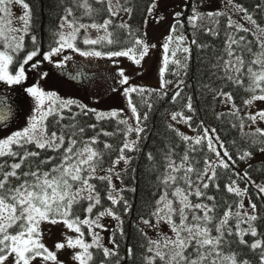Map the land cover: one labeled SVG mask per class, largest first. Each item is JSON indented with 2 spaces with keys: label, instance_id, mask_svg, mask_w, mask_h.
<instances>
[{
  "label": "snow or ice",
  "instance_id": "1",
  "mask_svg": "<svg viewBox=\"0 0 264 264\" xmlns=\"http://www.w3.org/2000/svg\"><path fill=\"white\" fill-rule=\"evenodd\" d=\"M16 6L22 10L19 16L13 12ZM155 6L153 2L148 15ZM74 7L80 10L79 16ZM261 8V3L255 5V11L264 17ZM105 12L107 15L98 19ZM121 12L130 18L133 8L120 0L115 5L113 0H72L52 34V42L45 48L32 33L29 3L0 0V84L6 86L0 92V264H63L59 253L65 249L73 250L75 264H94L96 252L103 256L99 264H108L112 257H118L115 264L131 259V248L127 249V257L119 255L115 237L117 232L124 236L123 217L132 212V202L124 194H135L137 188L126 184L125 178L136 180L133 154L142 151L141 142L147 138L145 122L153 108L152 95L155 93L161 100L168 97L173 81L164 76L170 64L175 68L171 75L178 76L181 71L187 75L192 46L200 51L211 47L198 43L196 32L203 29L206 35L218 38L219 17L225 18L224 46L211 68L212 75L225 83L219 91L210 90L215 93L213 100L227 105L228 111L215 112V119L228 118L231 128L239 127L245 135L264 138V128L259 126L244 133L245 127L251 129L264 122V109L251 111L258 107L256 102H264V19H257L239 0H224L223 9L206 14L193 7L186 18L193 30L191 40L180 19L183 13H176L175 23L161 44L159 88L146 89L130 83L122 68L113 77L110 90L125 97L126 110L98 111L76 99L62 97L59 91L66 84L78 86L91 79L79 69L68 70L69 62L75 66L76 57L103 60L113 66L126 58L140 66L150 47H156L145 41L146 33L137 35L126 22L116 23ZM205 15L217 18L213 26L204 28L199 23ZM118 30L123 31V39ZM212 51L217 49L212 47ZM30 73L38 79L27 83ZM228 84L249 93L244 109L236 105L232 91H224ZM182 85L183 79L175 82L169 103L176 104L181 98ZM9 90L17 94L12 97L15 104L9 103ZM133 94L140 98L139 105ZM19 97L29 104L23 124ZM141 107L147 109L143 114ZM90 113L95 123L78 119ZM195 115L190 95L180 110L170 113L171 122L166 127L178 140L175 145L166 144V151L161 150L163 171L156 177L153 206L148 216H140L137 222L147 240L144 264H252L247 258L240 259L241 254L232 250L233 243L253 253L259 250L258 264H264V233L258 231L259 210L249 193L252 186L264 208V184H256L247 172L236 171V159L217 128L206 125L203 119L194 126ZM106 121L113 124L112 131L105 130ZM14 123L19 127L13 128ZM179 124L194 135L181 132L176 126ZM89 131L92 135H87ZM116 136L121 137L118 147L109 142ZM260 150L264 151V147ZM145 155L149 162L154 161L151 151ZM105 156L109 157L107 161ZM250 156V152H244L238 159ZM218 170L231 173L223 189L233 199L222 197L223 205L216 195L221 191ZM238 180L245 184L243 188ZM106 217L116 222L108 241L111 247L105 245L102 235L109 231L103 222ZM43 225L67 230L55 250L44 243ZM162 225H167V232L161 230ZM145 229H151L154 235L149 236Z\"/></svg>",
  "mask_w": 264,
  "mask_h": 264
},
{
  "label": "trees",
  "instance_id": "2",
  "mask_svg": "<svg viewBox=\"0 0 264 264\" xmlns=\"http://www.w3.org/2000/svg\"><path fill=\"white\" fill-rule=\"evenodd\" d=\"M156 0H120L121 4L133 8L131 17L129 18L127 24L131 26L134 32L137 35H143V38L146 39L147 36V23L148 18V8ZM29 3L32 9L33 15V27L32 33L37 36V40L42 43L46 48L49 43L53 40V32L57 29V26L60 22V18L64 15V9L67 6H72V0H26ZM176 0H174V3ZM243 3L249 11H253L257 19H264L259 15V12L255 11V5L261 3L262 8L260 11H264V0H239ZM184 12L180 17L181 20L185 22V35L188 36V39L192 38V28L187 24L186 18L192 14L193 7L196 8L197 12L206 14L211 12L207 10V0H187L185 4L184 0ZM94 7H100L99 5H94ZM76 15H80V10L74 7ZM178 13V12H177ZM107 13H101V16L98 19H102L106 16ZM217 19L216 17L209 18L206 15L199 21L204 28L213 26V21ZM220 25L219 31L220 36L218 38H213L210 35H206L203 29H200L196 32V38L198 43H207L211 45L207 51H200L196 48L195 45L192 46V56L189 62L187 69V75H183L181 71L178 76L171 75V72L175 70L173 65H169L168 71L165 73L164 79L172 80L173 84L169 85L168 88V97L164 99H157L156 94L152 95L153 108L149 114L148 120L145 122L147 138L142 140L141 148L142 151L138 154H133L136 156L134 159L132 167L136 168L135 177L136 180L133 182L130 177L125 178V183L129 186L135 184L137 191L135 194L131 192H126L124 195L127 199L132 202V212L123 217L124 219V236L121 237L117 232L115 237L119 247V255L122 257H127V249H132L131 259H125L122 264H144V255L145 249L147 247V240L138 230L137 222L140 216L147 217L150 213L154 198L152 192L156 190L157 187V175L163 171V159L161 150H165L166 144L175 145L178 138L174 133L170 132L167 129V124L170 123V113L173 111L180 110L183 107V104L186 103V97L188 95L192 96L193 107L196 109V115L193 119V125L195 126L196 122L200 119H203L206 125L211 127H216L217 131L220 133L221 138L225 141L226 147L229 152L233 155V158L236 159V171L240 173L247 172L251 180L255 181L256 184H264V162L257 161L249 164L253 158L261 154V147H264V144L261 143L264 138L257 136H250L241 133L239 127L233 129L229 125V119L224 118L221 121L215 119V112L228 111L227 105H222L219 100L214 101L213 96L215 93L210 89L220 90L221 85L224 84V81L218 80L216 76L212 75L213 69L211 65L216 62L215 57L221 55V49L223 48L224 40V24L225 18L219 17ZM121 15L115 18V22H121ZM87 22V20H85ZM175 23V22H174ZM118 34L121 39L124 37L123 31L118 30ZM243 35V33H241ZM27 43V39H26ZM212 47H215L217 51L213 53ZM247 59V57H246ZM222 74V73H221ZM178 79L184 80L183 92L181 93V98H178L176 104L169 103V98L173 95L175 91V82ZM247 83V81H245ZM207 84L210 87L205 88L204 85ZM224 91H232L234 101L238 107L244 109V100L249 97V93L245 92L242 87L233 88L231 84H228L224 88ZM134 102L139 105L140 98L133 94ZM215 109V111H213ZM147 109L144 107L140 108L141 114ZM185 114L188 115L185 111ZM243 114V113H242ZM81 121L87 123H95L93 114H89L87 117H78ZM235 120V118H231ZM237 124L239 123L236 121ZM105 130L112 131L113 124L111 122L104 123ZM251 130L248 127H245L244 133H249ZM87 135H92V132L89 131ZM101 139H105L101 137ZM235 141V143H233ZM109 142L113 143L114 146H119L121 142V137L116 136L110 138ZM183 148V145H181ZM151 151L154 156V161L149 162L146 159V153ZM244 152H250L251 156L243 160L238 159L239 155H242ZM115 153H113V156ZM109 159L108 156H105V160ZM153 164L156 165V168L153 169ZM231 173H221L218 170V176H220L221 191L216 193L217 201L223 205L222 197H227L229 201L233 199L226 191L223 189L224 183L227 181L228 176ZM235 179V177H233ZM240 184V187L243 188L245 184L241 181H237ZM254 188L249 186V193L253 194L252 199L257 203L259 219L256 222L258 231L264 233V208H261L260 202L257 200L254 195ZM246 200V199H245ZM107 206V202H105ZM222 210V209H221ZM89 239V237H88ZM235 240V237L233 238ZM251 242L250 237H246ZM232 250L240 253V259L247 258L252 264H258V252L253 253L249 249L240 246L236 243H233ZM103 259L101 252H96L94 264H99L100 260ZM118 257H112L108 264H115V260Z\"/></svg>",
  "mask_w": 264,
  "mask_h": 264
},
{
  "label": "rangeland",
  "instance_id": "3",
  "mask_svg": "<svg viewBox=\"0 0 264 264\" xmlns=\"http://www.w3.org/2000/svg\"><path fill=\"white\" fill-rule=\"evenodd\" d=\"M184 0H156L155 8L152 11V14L148 18L147 23V36L145 41L149 44H155L156 47L149 49V53L144 57L140 66L135 65L132 61L127 60L126 58H120L118 65L113 66L110 62L103 60L98 61H87L84 58L76 57V64L73 66L72 62H69L68 70L70 72H75L77 69L83 71L90 77V80H84L82 84L78 86L65 85L63 89L59 91V94L65 98H73L78 100L80 103L87 105L89 108H95L98 111H111L115 109H125L126 110V99L120 93H113L110 89L114 84L113 77L116 75V72L122 68L125 71V75L130 77V83L144 87L146 89H157L159 88L161 77L160 69L162 66V50L161 44L165 37L169 34V30L172 24L175 22V14L177 12H184ZM187 0H185L186 4ZM116 0H113L115 5ZM224 0H207V10L211 12H216L223 9ZM13 12L16 16L22 14V10L19 6L13 8ZM121 20L123 22H128L129 16L121 12ZM235 18V17H234ZM93 36L96 35L95 32L92 33ZM34 79L33 74H29V80L27 83H32ZM3 84H0V92L5 91ZM20 86H14V88H19ZM9 96V103H16V100L12 97L17 94L14 91L9 90L6 93ZM23 103V112L21 113V121L23 124V118L26 117L29 104L23 102L22 97H19ZM258 107L251 108V111L254 113L257 110L264 109V102H256ZM130 115V113H128ZM181 132H184L187 135H194L187 126L183 124L176 125ZM264 128V122L258 123V125H253L250 129L251 131L255 130V127ZM19 127L17 124H13V128ZM3 135V133H0ZM263 161L264 162V151L261 152L257 157L249 163ZM123 165H121L122 167ZM117 187H119V182L116 181ZM245 205L247 206V200H245ZM109 228V231L103 232L104 243L106 246L111 247L108 243L112 232L111 229L116 226V222L111 218L106 217L103 221ZM44 229V243L52 250L57 242H61L63 238V233L67 231L62 229L61 226H49L43 225ZM148 232L149 236H153L154 232L151 229H145ZM161 230L167 232V225H162ZM70 235L75 236L74 233H69ZM90 241V237L88 239ZM73 250H61L59 253V259L63 264H75L72 260Z\"/></svg>",
  "mask_w": 264,
  "mask_h": 264
}]
</instances>
